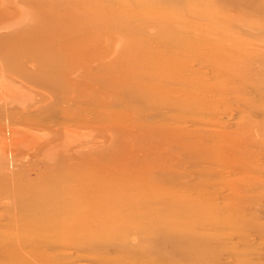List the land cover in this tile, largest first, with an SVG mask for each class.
I'll use <instances>...</instances> for the list:
<instances>
[{
    "label": "rangeland",
    "instance_id": "374dc122",
    "mask_svg": "<svg viewBox=\"0 0 264 264\" xmlns=\"http://www.w3.org/2000/svg\"><path fill=\"white\" fill-rule=\"evenodd\" d=\"M6 14L15 88L17 60L72 63V101L27 77L23 106L80 136L56 160L0 158V264H264V0H0ZM49 196L69 209L27 219Z\"/></svg>",
    "mask_w": 264,
    "mask_h": 264
},
{
    "label": "bare ground",
    "instance_id": "6f19581e",
    "mask_svg": "<svg viewBox=\"0 0 264 264\" xmlns=\"http://www.w3.org/2000/svg\"><path fill=\"white\" fill-rule=\"evenodd\" d=\"M9 16H10L9 14L0 16V23H2V24L5 23L4 25L0 26V30H3V31L6 30L7 31L10 28L9 22L7 23V20H6V18L7 19L9 18ZM15 46L16 45H14L12 43V41L9 37H7L3 34H0V110L3 111V109L5 108L4 112H1L0 118L6 119L5 124L0 123V158L5 156V155H13L17 152L18 154H16L15 156L21 155V156H27V157H31V156L34 157L36 155L43 153L44 157L46 156L47 161L56 160V158H54L55 155H53V154H56L55 151H57L59 148L60 149H66V150L68 148L70 149L71 146L74 145L73 143L77 142V141H75V142L71 143L69 141H65L66 142L65 143L62 141L64 144V147L61 148L62 142L59 143L60 146L58 147V139L60 138V136L62 134H64L63 138L65 140V138L71 139L72 136L79 137L80 135H71V131H70L71 129L69 130L67 125L64 126L63 128L58 127L57 121H55V120H57L56 118H60V117L59 116H51V114H48L46 116L43 115L42 106H40L41 109L40 110L38 109V111H36V112L31 111L26 106H23V101L20 98H23L24 96L20 95L21 94L20 92H22L21 88L23 89L26 87L24 85L23 81L27 80V77H28L29 80L30 79H38L41 82H43L44 83L43 85H45V88H46L45 94L47 93V95H49L50 98H52V99H54V97H55V99H57V98L58 99H61V98L64 99L65 98L68 101H72V95H70L69 88L66 86H63L64 82H66V81L71 82V79L73 78L72 76H71L72 78H70L69 73H67V70L71 69L72 63L66 64V67L63 68L64 71L66 70L65 72L63 70L61 72L51 71V72H53V74L55 73V75L51 74L49 76L48 75L49 73L47 74V70L50 71V66L55 65V63H53L54 59H50L51 57L48 60H46L45 62H38L37 64L34 63L35 66L32 65V67H29L31 65L30 62H32V60L35 59L36 56L32 55V56L27 57V59L17 60L16 63H18V66H20V64H21L26 69V71L28 72V76L23 75V74H19L18 77L21 80L18 79V80H16L17 82L14 80V82L16 83V86L18 85L17 83L20 84L19 85L20 88L18 89V87L15 88L11 84L13 82V78L11 76H13V75L10 76L8 74V73H10L11 69H13L12 66H10L11 69L8 68V66L12 63H9V65L7 64L8 65L7 68H5V66H4L5 63H8L7 59L10 58V56L12 54H14V52L17 51ZM22 51H23V49H22ZM57 61H58V59L56 60V62ZM28 62L30 65H28ZM14 78L16 79V77H14ZM29 80H27V81H29ZM30 84L33 85V83H30ZM40 86L43 87L42 85H40ZM68 86L70 87V85H68ZM45 94H41V95L39 94V95L42 98L45 96ZM24 95H26V94H24ZM55 99L53 101H55ZM65 99H64V101H65ZM17 100H21L20 103L22 105H20V106H21L23 111L21 110V113L19 112L18 114H11L10 109H14V108L17 109V105H14L15 104L14 102H17ZM23 100H24V98H23ZM33 100L34 99H32V101ZM8 106H10L11 108H9ZM55 106L56 105H54V103H51V106L47 105L46 108L48 110H53L55 108ZM55 111H56V108H55ZM59 114L60 113L58 112L57 115H59ZM61 115L64 117H67V115L65 113H61ZM73 132H74V130H73ZM77 133L79 134V132H77ZM70 135H71V137H70ZM73 139L74 138L72 137V140ZM17 145H18V147H17ZM22 145H23V148H19V146H22ZM46 148L52 149V151L50 150V153H48L49 150L47 152ZM12 157H6V158H8L10 162H12L13 161ZM10 166L11 167H9V168L13 167V165H10ZM53 192H54V190H53ZM44 193L48 195V191H45ZM49 198H52V197L49 196ZM69 199H70V197H66L65 199L53 197L50 200L49 204H45L43 201L39 200V205H38L39 211L37 210L38 212L36 214H35V212L32 213L30 211L29 214L27 215V219L32 220L31 218H33V219L39 220L40 222L45 221V220L53 222L54 220H56L55 218H58V215H61L60 210L62 208L67 207V205L69 203ZM74 205L79 207L78 204H74ZM71 208H73V207H71ZM65 214H67V211L65 212Z\"/></svg>",
    "mask_w": 264,
    "mask_h": 264
}]
</instances>
